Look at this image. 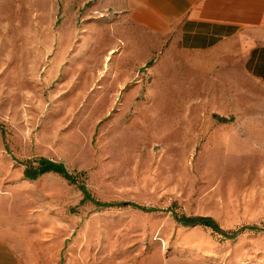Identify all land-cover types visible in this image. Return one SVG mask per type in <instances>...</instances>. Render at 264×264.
Instances as JSON below:
<instances>
[{"label": "rangeland", "instance_id": "374dc122", "mask_svg": "<svg viewBox=\"0 0 264 264\" xmlns=\"http://www.w3.org/2000/svg\"><path fill=\"white\" fill-rule=\"evenodd\" d=\"M163 30L124 0H0V264H264V86ZM41 158L75 182L26 180Z\"/></svg>", "mask_w": 264, "mask_h": 264}, {"label": "crops", "instance_id": "0c3cea01", "mask_svg": "<svg viewBox=\"0 0 264 264\" xmlns=\"http://www.w3.org/2000/svg\"><path fill=\"white\" fill-rule=\"evenodd\" d=\"M144 24L188 52L228 51L243 71L264 86V0H124ZM0 247L3 242L0 239Z\"/></svg>", "mask_w": 264, "mask_h": 264}, {"label": "trees", "instance_id": "16d2710c", "mask_svg": "<svg viewBox=\"0 0 264 264\" xmlns=\"http://www.w3.org/2000/svg\"><path fill=\"white\" fill-rule=\"evenodd\" d=\"M47 174H55L62 178H64L67 181L75 182L73 175H71L65 166L61 163H56L47 159H39L35 162H28L25 165L23 175L26 180L29 181H36L39 177ZM81 191L83 192L84 200L85 201H93L91 198L89 192L85 189L84 186H81ZM94 202V201H93ZM96 203V202H95ZM98 204V206L102 207H120V208H126V207H133L134 209L140 210L144 213H156L159 210L156 208H144L140 207L135 204L131 203H119V204ZM173 219L174 221L180 225L183 228H194V227H202L204 229H209L213 233L223 237L224 239H233L235 238L239 233L245 230L257 232L259 229L257 227H243L235 232L227 233L221 227L219 224L210 217H202V216H186V215H179L176 213H173Z\"/></svg>", "mask_w": 264, "mask_h": 264}]
</instances>
